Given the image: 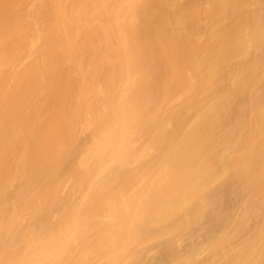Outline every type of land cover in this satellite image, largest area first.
Wrapping results in <instances>:
<instances>
[{"label":"bare ground","instance_id":"6f19581e","mask_svg":"<svg viewBox=\"0 0 264 264\" xmlns=\"http://www.w3.org/2000/svg\"><path fill=\"white\" fill-rule=\"evenodd\" d=\"M0 264H264V0H0Z\"/></svg>","mask_w":264,"mask_h":264}]
</instances>
